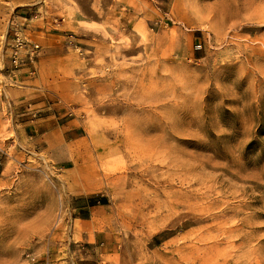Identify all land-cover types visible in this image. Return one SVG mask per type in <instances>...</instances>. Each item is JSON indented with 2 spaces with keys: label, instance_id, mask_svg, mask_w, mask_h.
I'll use <instances>...</instances> for the list:
<instances>
[{
  "label": "rangeland",
  "instance_id": "1",
  "mask_svg": "<svg viewBox=\"0 0 264 264\" xmlns=\"http://www.w3.org/2000/svg\"><path fill=\"white\" fill-rule=\"evenodd\" d=\"M67 2L41 47L64 138L0 131V264H264V0Z\"/></svg>",
  "mask_w": 264,
  "mask_h": 264
},
{
  "label": "crops",
  "instance_id": "2",
  "mask_svg": "<svg viewBox=\"0 0 264 264\" xmlns=\"http://www.w3.org/2000/svg\"><path fill=\"white\" fill-rule=\"evenodd\" d=\"M63 1V3H57V0H0V52L3 48L4 35L12 20H15L17 24L25 25L24 34L41 47L48 46L52 36L48 34V30L53 26L52 22L61 18L56 14L58 12L65 14V9L71 7L68 0ZM73 4L75 5V0ZM63 27L64 24L59 23L54 28L62 30ZM50 59L46 52L43 55L41 53L34 63L33 75L30 74L29 68H22L10 75L0 73V131L2 132L4 125L9 123L14 136L7 138L5 144H7L6 147L11 146L19 153L23 151L26 154L49 155L50 151L58 147L60 139L64 138L65 130L69 126V124L60 125L57 122L54 115L50 113V107L46 101L48 86H54L53 82L49 81L48 85L46 81ZM6 66L9 67L8 63ZM54 107L57 105L54 104ZM38 111L43 112V115L35 119L33 114ZM54 157L56 163L60 164L57 172L68 173L73 169L74 156L64 157L65 159ZM90 219L91 217L73 220L72 225L76 221L79 222L80 230L73 233L72 240L79 246L84 247L96 241V237L94 236L92 241L85 230ZM76 264L98 263L96 259L84 258Z\"/></svg>",
  "mask_w": 264,
  "mask_h": 264
},
{
  "label": "built area",
  "instance_id": "3",
  "mask_svg": "<svg viewBox=\"0 0 264 264\" xmlns=\"http://www.w3.org/2000/svg\"><path fill=\"white\" fill-rule=\"evenodd\" d=\"M24 26L15 20L10 21L0 52V73L10 75L22 68H29L30 74H34V63L41 54V46L24 34ZM6 59L9 67L6 66Z\"/></svg>",
  "mask_w": 264,
  "mask_h": 264
},
{
  "label": "bare ground",
  "instance_id": "4",
  "mask_svg": "<svg viewBox=\"0 0 264 264\" xmlns=\"http://www.w3.org/2000/svg\"><path fill=\"white\" fill-rule=\"evenodd\" d=\"M208 216V215H207ZM225 238V237H224ZM231 238V237H230ZM233 239V238H232Z\"/></svg>",
  "mask_w": 264,
  "mask_h": 264
}]
</instances>
